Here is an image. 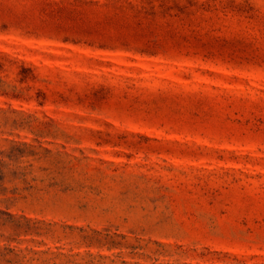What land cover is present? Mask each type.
I'll use <instances>...</instances> for the list:
<instances>
[{"label": "rangeland", "instance_id": "1", "mask_svg": "<svg viewBox=\"0 0 264 264\" xmlns=\"http://www.w3.org/2000/svg\"><path fill=\"white\" fill-rule=\"evenodd\" d=\"M0 264H264V0H0Z\"/></svg>", "mask_w": 264, "mask_h": 264}]
</instances>
